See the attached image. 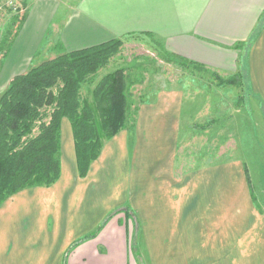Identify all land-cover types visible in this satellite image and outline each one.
I'll use <instances>...</instances> for the list:
<instances>
[{
  "label": "crops",
  "instance_id": "1",
  "mask_svg": "<svg viewBox=\"0 0 264 264\" xmlns=\"http://www.w3.org/2000/svg\"><path fill=\"white\" fill-rule=\"evenodd\" d=\"M69 1L26 0L2 84L65 52L147 36L203 67L249 70L264 102V0ZM200 98L151 93L85 178L69 139L58 181L0 206V264H264V152L181 169Z\"/></svg>",
  "mask_w": 264,
  "mask_h": 264
},
{
  "label": "trees",
  "instance_id": "2",
  "mask_svg": "<svg viewBox=\"0 0 264 264\" xmlns=\"http://www.w3.org/2000/svg\"><path fill=\"white\" fill-rule=\"evenodd\" d=\"M26 17L27 13L21 16L15 35ZM123 45V39H114L65 52L11 80L0 96V206L21 191L59 180L65 120L72 127L81 178L100 158L106 141L134 126L136 117L130 114L132 82L125 68L106 73L88 96L82 94L83 85L91 83ZM179 58L182 66L203 67ZM220 82L243 85L244 80L235 74ZM250 183L253 199L262 208Z\"/></svg>",
  "mask_w": 264,
  "mask_h": 264
},
{
  "label": "rangeland",
  "instance_id": "3",
  "mask_svg": "<svg viewBox=\"0 0 264 264\" xmlns=\"http://www.w3.org/2000/svg\"><path fill=\"white\" fill-rule=\"evenodd\" d=\"M69 2L76 3L75 0ZM24 4L27 7L28 3ZM26 12L27 9L24 12L9 11L0 19V72L10 43L15 39L21 16ZM118 68H125L132 82L131 116L136 117L141 105L157 90L181 89L188 95L197 94L200 90L208 95L209 100H205V104L201 103L200 98L188 105L193 113L200 109L199 105L203 109L193 127L186 130L181 143V169L225 158L249 160L255 157L254 153L262 155L264 152V102L253 91L249 70L234 73L192 65L185 67L181 65L179 57L165 51L155 38L131 36L124 41L120 52L111 59L109 65L99 70L91 83L83 85V96L89 95L103 75ZM235 74L243 77V85L220 82ZM8 85L2 84L0 79V96ZM61 135V158L67 164L69 149L74 150L72 145L69 147V139L73 144V134L68 120Z\"/></svg>",
  "mask_w": 264,
  "mask_h": 264
},
{
  "label": "built area",
  "instance_id": "4",
  "mask_svg": "<svg viewBox=\"0 0 264 264\" xmlns=\"http://www.w3.org/2000/svg\"><path fill=\"white\" fill-rule=\"evenodd\" d=\"M26 0H0V19L9 11L24 12Z\"/></svg>",
  "mask_w": 264,
  "mask_h": 264
}]
</instances>
